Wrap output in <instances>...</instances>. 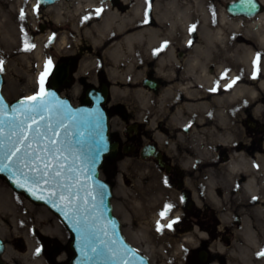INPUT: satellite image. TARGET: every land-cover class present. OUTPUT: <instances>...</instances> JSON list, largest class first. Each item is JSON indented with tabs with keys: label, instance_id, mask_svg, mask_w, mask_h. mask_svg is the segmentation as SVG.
Returning a JSON list of instances; mask_svg holds the SVG:
<instances>
[{
	"label": "flooded vegetation",
	"instance_id": "af4514ba",
	"mask_svg": "<svg viewBox=\"0 0 264 264\" xmlns=\"http://www.w3.org/2000/svg\"><path fill=\"white\" fill-rule=\"evenodd\" d=\"M201 1L210 14L200 20L208 24L199 23L187 35L159 36L141 56L138 49H120L119 60L105 49L123 32L107 33L117 39L104 48L95 27L104 19L128 21L125 30L153 27L155 0H89L86 31L92 40L59 54L54 67L67 65L69 82L58 91L74 83L84 64L95 72L93 81L80 79L77 105L91 104L89 89L106 88L103 108L117 151L104 162L135 155L138 164L162 175L179 203L172 215L196 250L192 264H264L258 255L264 251V0ZM216 11L245 21L246 32L218 39L210 24L219 19ZM258 17L260 23L251 24ZM58 26L59 39L61 27L66 37L74 32L66 18ZM28 213L25 203L10 205L0 195V264H69L70 241L61 242L59 232Z\"/></svg>",
	"mask_w": 264,
	"mask_h": 264
},
{
	"label": "rangeland",
	"instance_id": "374dc122",
	"mask_svg": "<svg viewBox=\"0 0 264 264\" xmlns=\"http://www.w3.org/2000/svg\"><path fill=\"white\" fill-rule=\"evenodd\" d=\"M79 2L80 0L77 1ZM58 4H63L62 7L74 6V2L65 0ZM87 5L83 6L80 14L75 17L79 23L76 35L73 37L72 33L70 42L66 43L56 36V29H59L60 24H56L55 19L61 9L55 10L54 6H51L52 8L42 10L37 0H22L18 7L0 8V61H3V71L0 72L4 78L2 93L8 102L37 94L40 91V77L45 71V64L51 61V70L43 82V88H46L59 54L74 53L82 45L91 42L92 32L88 35L85 30L88 22L86 16L88 12H92L91 9H86L89 7ZM21 10L24 13L23 20L20 19ZM42 25L46 27L42 29ZM26 45L30 47L26 49ZM83 57L84 62L88 60L86 54ZM85 66L74 74V83L60 92L74 105L79 103L82 92L80 79H95V72H89V67ZM99 175L111 186L112 212L120 221L122 235L130 245L147 257L151 264L196 263V250L184 241L186 237L180 232V226L177 224L180 218L172 215L178 208L175 205L179 203L170 197L162 175L138 164L135 155L104 162ZM0 195L10 205L25 203L29 217L33 216L35 220H39L42 216L45 222L41 224L52 226L59 232L61 242L71 240L70 234L57 218L45 208L27 202L24 197L12 191L2 178ZM165 205H171V210L165 218H161L159 213L165 210ZM158 221L162 226L159 232L156 230ZM171 221L176 223L169 229L167 225ZM31 223L30 225L35 224ZM153 235L159 236L161 242H155ZM193 236L196 238L195 234Z\"/></svg>",
	"mask_w": 264,
	"mask_h": 264
},
{
	"label": "water",
	"instance_id": "95a60500",
	"mask_svg": "<svg viewBox=\"0 0 264 264\" xmlns=\"http://www.w3.org/2000/svg\"><path fill=\"white\" fill-rule=\"evenodd\" d=\"M59 0H37L42 8L52 6ZM243 7L241 10L243 11ZM236 10L231 8L230 11ZM255 11V10H254ZM65 81L68 80L67 65H57L52 73L50 85L44 89L48 95L45 99L48 102V110L43 113L45 120L41 124L51 123L55 129L57 125L63 123L68 126V130L72 131L73 136L71 140L73 143L68 145V149L57 153L62 156L61 162L66 164L64 173L65 187L63 189H54L46 184L43 179L38 182L33 179V175H39L29 165L23 168V172L28 174V179L25 180L24 175L13 167L12 172L0 171V177L3 178L8 186L16 193L23 194L27 199L35 204L45 206L51 213L57 216L60 222L64 225L71 236L70 249L73 252V257L69 264H151L147 257L136 251L124 238L121 233L120 221L113 215L111 207L112 191L109 183L99 178V169L103 165L105 158H114L116 156V145L110 141L108 134V117L104 111L103 105L106 101L107 90L89 89L86 92V98L90 100L91 104L82 106H73L71 102L60 95L58 88ZM3 76L0 73V103L7 106V111L0 112L2 117H12L13 115L24 118V113H13V108H19L20 102L26 100L28 97H22L12 103H9L2 94ZM39 94V93H38ZM37 95V94H34ZM32 95V96H34ZM31 97V96H29ZM35 118L39 120V114H34ZM30 123V121H28ZM82 125H87L91 129L92 138L99 141L103 146V151L99 154V159L94 166V171L89 173L83 171L85 163L83 156L78 162V172H68L67 166L69 162L74 159L72 151L77 155H81L79 146L75 145L76 131H84ZM5 136L11 129L5 127ZM61 137L64 138V128H60ZM31 134V133H30ZM87 134V132H86ZM46 142V140H45ZM34 147L38 145L33 142ZM89 149L94 148L95 145L89 143ZM63 148V146H62ZM68 157V160H63V157ZM13 173H16L13 175ZM77 177L80 184L78 187H73L71 196L67 190L69 183L75 184ZM23 184L24 187H20ZM98 186L103 187V199L98 197L95 201L87 195L91 191L93 196L97 195ZM31 189V191H29ZM52 191H56V196L50 195ZM35 192V195L32 193ZM61 195L66 199L61 201ZM43 197V198H41ZM88 201L85 204V201ZM75 204V207H72ZM87 217L88 226L93 228L97 233L99 239L107 246L106 250L109 255H114L115 259H108L105 257H98L96 260L85 259L82 252V233L84 229V218ZM77 221H80L78 224ZM94 255V254H93Z\"/></svg>",
	"mask_w": 264,
	"mask_h": 264
},
{
	"label": "snow or ice",
	"instance_id": "6c2138e0",
	"mask_svg": "<svg viewBox=\"0 0 264 264\" xmlns=\"http://www.w3.org/2000/svg\"><path fill=\"white\" fill-rule=\"evenodd\" d=\"M100 11V9H97V13ZM145 17V22H147V13ZM20 19H24L23 10H21ZM28 47L30 46L26 45V49ZM259 59V56H257L256 61H254V69ZM2 65L3 61H0V71H3ZM50 65L51 61H48L45 64V71L41 74L39 94L22 100L19 108L12 109L14 114L17 112L24 113V118L21 119L16 115L12 117L0 116V171L12 172L13 167H15L21 175H24L25 180H27L28 174L23 172V168L30 165L35 173H39V175H33L34 180L38 182L40 179H43L46 184L54 189H63L65 187L64 173L66 164L61 162L62 156L57 153H61L62 150L68 149V145L73 143L71 140L73 133L68 130V126L63 123L57 125L55 129L51 123L41 124V122L45 120L43 113L48 110V102L45 99V96L48 94L44 92L43 82L51 70ZM253 78H255V71ZM232 83L234 84L235 81ZM231 86L230 84L229 87ZM5 111H7V106L0 103V112ZM34 114H39V120L35 118ZM28 121H30V123H28ZM5 127L11 129L7 136H5ZM82 127H84L85 130L81 131L78 128L76 131L77 139L74 142L75 145L79 146L81 155H77L75 151H72L74 159L70 161L69 166H67L68 172L80 171L77 165L81 156H83L85 163L83 171L89 173L93 172L94 166L99 159V154L103 151L102 144L92 138L91 129L87 125H82ZM60 128L65 129V139L58 140L57 138L61 137ZM33 142H35L38 147H34ZM89 143L94 144L95 147L89 149ZM63 160L67 161L68 157H63ZM15 174L16 173H13V175ZM79 184L80 181L78 177L75 184L69 183L67 190L70 196L72 188L78 187ZM20 187H24V185L20 184ZM29 191H31V189H29ZM32 194L35 195V192ZM50 195L55 197L56 191H52ZM87 195L91 197L93 201L99 197L102 202L103 187L98 186L96 196H93L91 191H88ZM60 199L63 201L66 197L61 195ZM84 203L87 204L88 201L86 200ZM72 207H75V204H72ZM170 210L171 205H165V210L159 213L160 217L165 218ZM77 223L79 224L80 221H77ZM175 223L176 221H171L167 227L171 229ZM156 230L158 232L162 230L159 221L157 222ZM106 248L107 246L99 239L95 230L88 226L87 217H85L82 233V252L85 259L96 260L98 257L105 256H107L108 259H115L116 257L114 255H109ZM38 251L39 249H37V252ZM258 255L264 256V251H261Z\"/></svg>",
	"mask_w": 264,
	"mask_h": 264
},
{
	"label": "bare ground",
	"instance_id": "6f19581e",
	"mask_svg": "<svg viewBox=\"0 0 264 264\" xmlns=\"http://www.w3.org/2000/svg\"><path fill=\"white\" fill-rule=\"evenodd\" d=\"M22 0H0V8L4 7H18L20 6ZM89 0H80L79 3L77 1L74 2V6H64L59 4H53V9H61L57 14L55 19L56 24H61L62 20L66 18L71 25V28L74 32L70 31L69 34L73 37L77 32V24L78 21L75 20L77 14H80V9L87 5ZM56 5V6H55ZM51 7V6H49ZM52 8V7H51ZM139 2L136 3L134 8L132 9V13H136V9H139ZM153 15L157 20L156 25L151 26H136L130 29H127L129 26V22L125 20L114 21V19L106 20L104 19L101 25L95 28L97 32L101 33V36L97 38V43L102 42V45L105 48V45L110 41L117 38H107V33L113 32H123L120 39L115 41L111 45H108L105 49L106 54L109 52L110 55L115 57V59H121V55L123 56L121 50L125 51H136L139 50L138 56L144 55L143 53H147L150 46V41L159 40V36L181 33L183 35H187L189 30L193 26H197L199 23L208 24V22H201V18H208L210 11L202 5L201 0H155L153 4ZM216 17H219L218 21L212 22L210 24H215V29L213 30V34L217 36L218 39L222 40L223 36L230 35L231 33L237 32H246L247 23L245 21H233L230 17L222 13L221 11H216ZM78 17V16H77ZM59 19V20H58ZM81 22V21H80ZM260 23V17L258 19L252 21L251 24L256 25ZM63 29L60 32L59 37L66 43L70 42L71 38L68 36L65 27H61ZM86 30V28H85ZM210 33V32H209ZM121 54V55H120ZM136 54V53H135ZM133 56V54H131ZM137 55V54H136ZM113 72V71H112ZM7 194V193H6ZM9 196V194H7ZM42 218V216H41ZM43 219V218H42ZM40 221V219H39ZM42 223V222H41ZM153 240L155 242H161V239L157 235H153ZM188 244L191 242L190 239L184 240Z\"/></svg>",
	"mask_w": 264,
	"mask_h": 264
}]
</instances>
